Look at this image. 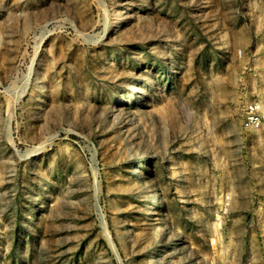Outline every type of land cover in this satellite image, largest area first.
<instances>
[{
  "label": "rangeland",
  "instance_id": "obj_1",
  "mask_svg": "<svg viewBox=\"0 0 264 264\" xmlns=\"http://www.w3.org/2000/svg\"><path fill=\"white\" fill-rule=\"evenodd\" d=\"M252 101L264 0H0V264H264Z\"/></svg>",
  "mask_w": 264,
  "mask_h": 264
},
{
  "label": "built area",
  "instance_id": "obj_2",
  "mask_svg": "<svg viewBox=\"0 0 264 264\" xmlns=\"http://www.w3.org/2000/svg\"><path fill=\"white\" fill-rule=\"evenodd\" d=\"M241 125L248 130H260L264 127V106L261 102L252 101L244 106Z\"/></svg>",
  "mask_w": 264,
  "mask_h": 264
},
{
  "label": "bare ground",
  "instance_id": "obj_3",
  "mask_svg": "<svg viewBox=\"0 0 264 264\" xmlns=\"http://www.w3.org/2000/svg\"><path fill=\"white\" fill-rule=\"evenodd\" d=\"M152 210V206H150V211Z\"/></svg>",
  "mask_w": 264,
  "mask_h": 264
},
{
  "label": "crops",
  "instance_id": "obj_4",
  "mask_svg": "<svg viewBox=\"0 0 264 264\" xmlns=\"http://www.w3.org/2000/svg\"><path fill=\"white\" fill-rule=\"evenodd\" d=\"M264 106V105H263Z\"/></svg>",
  "mask_w": 264,
  "mask_h": 264
}]
</instances>
